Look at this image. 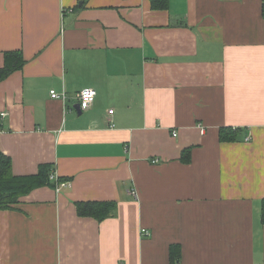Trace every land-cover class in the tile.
Masks as SVG:
<instances>
[{
	"label": "crops",
	"instance_id": "0c3cea01",
	"mask_svg": "<svg viewBox=\"0 0 264 264\" xmlns=\"http://www.w3.org/2000/svg\"><path fill=\"white\" fill-rule=\"evenodd\" d=\"M263 2L0 0V149L49 175L0 209V264H264Z\"/></svg>",
	"mask_w": 264,
	"mask_h": 264
},
{
	"label": "trees",
	"instance_id": "16d2710c",
	"mask_svg": "<svg viewBox=\"0 0 264 264\" xmlns=\"http://www.w3.org/2000/svg\"><path fill=\"white\" fill-rule=\"evenodd\" d=\"M152 5L156 8H165L167 0H161L157 3L156 0H151ZM264 14V2H263ZM25 59L22 51L12 50L5 52V64L0 68V81L7 78L12 72L22 68ZM222 139H228L232 135L225 134V129L221 131ZM232 134V132H231ZM234 134V133H233ZM189 149L184 150L182 158H185ZM47 167L37 176H16L12 172L11 158L0 149V209L11 208L18 202V198L26 194L31 188L47 183L49 175ZM117 203L115 201H88L77 202L78 213L83 216H92L99 220L109 217L115 213ZM262 222L264 223V200L262 207ZM172 262H177L181 258L179 245H171L170 249Z\"/></svg>",
	"mask_w": 264,
	"mask_h": 264
},
{
	"label": "built area",
	"instance_id": "2783aa9c",
	"mask_svg": "<svg viewBox=\"0 0 264 264\" xmlns=\"http://www.w3.org/2000/svg\"><path fill=\"white\" fill-rule=\"evenodd\" d=\"M52 97H60L61 95L57 93L55 90L51 91ZM96 96V90L94 88H84L78 93L79 98V105L82 110H87L92 105L94 99ZM114 110H110L109 113L112 114ZM174 135H176V132H174ZM51 178H54L52 175ZM70 184V181H61L60 185L67 186ZM143 232L145 234H149V231L147 229H144Z\"/></svg>",
	"mask_w": 264,
	"mask_h": 264
},
{
	"label": "water",
	"instance_id": "95a60500",
	"mask_svg": "<svg viewBox=\"0 0 264 264\" xmlns=\"http://www.w3.org/2000/svg\"><path fill=\"white\" fill-rule=\"evenodd\" d=\"M80 111V110H79ZM82 111H80V113H81Z\"/></svg>",
	"mask_w": 264,
	"mask_h": 264
}]
</instances>
